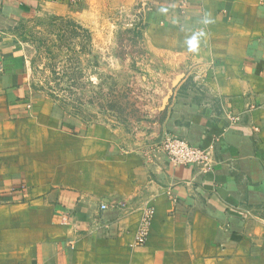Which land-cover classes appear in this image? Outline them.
I'll list each match as a JSON object with an SVG mask.
<instances>
[{
	"label": "crops",
	"instance_id": "crops-1",
	"mask_svg": "<svg viewBox=\"0 0 264 264\" xmlns=\"http://www.w3.org/2000/svg\"><path fill=\"white\" fill-rule=\"evenodd\" d=\"M182 1L156 0L149 43L179 80L138 146L103 125L73 133L31 95L21 22L74 15L70 0H0V264H264V0ZM168 135L207 163L172 166Z\"/></svg>",
	"mask_w": 264,
	"mask_h": 264
},
{
	"label": "rangeland",
	"instance_id": "rangeland-1",
	"mask_svg": "<svg viewBox=\"0 0 264 264\" xmlns=\"http://www.w3.org/2000/svg\"><path fill=\"white\" fill-rule=\"evenodd\" d=\"M70 3L74 15L37 13L21 22L33 99L52 107L73 133L103 125L132 144L151 141L153 146L157 137L149 141L148 133L164 116V104L172 103L179 80L149 43L165 18L162 5L156 0ZM186 6L187 1L179 2L177 11ZM6 194L1 191L0 204H10Z\"/></svg>",
	"mask_w": 264,
	"mask_h": 264
},
{
	"label": "built area",
	"instance_id": "built-area-1",
	"mask_svg": "<svg viewBox=\"0 0 264 264\" xmlns=\"http://www.w3.org/2000/svg\"><path fill=\"white\" fill-rule=\"evenodd\" d=\"M7 1L21 2L22 0ZM158 147L174 167L184 166L189 168H199L205 165L208 161V150L206 148L194 146L178 136H166ZM101 209L103 211L107 210V206L102 205ZM154 215V206L145 205L142 208L141 219L135 237L136 246L142 247L146 245L150 235Z\"/></svg>",
	"mask_w": 264,
	"mask_h": 264
}]
</instances>
